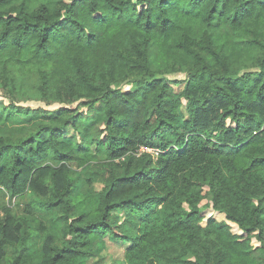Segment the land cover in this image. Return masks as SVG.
<instances>
[{
	"label": "trees",
	"instance_id": "trees-1",
	"mask_svg": "<svg viewBox=\"0 0 264 264\" xmlns=\"http://www.w3.org/2000/svg\"><path fill=\"white\" fill-rule=\"evenodd\" d=\"M0 92V264H264V0H0Z\"/></svg>",
	"mask_w": 264,
	"mask_h": 264
},
{
	"label": "rangeland",
	"instance_id": "rangeland-1",
	"mask_svg": "<svg viewBox=\"0 0 264 264\" xmlns=\"http://www.w3.org/2000/svg\"><path fill=\"white\" fill-rule=\"evenodd\" d=\"M150 61H151V67L153 69L157 68V58H156V46L153 44L150 45ZM131 86H127L126 89ZM6 102V98L2 96V93L0 92V115H4V104ZM25 105H31L32 107H38L39 105H43L38 101H30L28 103H24ZM57 105L54 104L50 108H55ZM23 122L28 123V120H24ZM20 122H15V125H18ZM87 121L83 123V125H86ZM148 150L155 152V148H148ZM92 153L96 152L95 145H92L90 149L88 150ZM104 157L97 155L94 157V159H89L90 161L85 164L84 166H80L78 162L72 161L70 163L71 169L78 175L79 177V186L74 191V195L79 200V208L80 210H89L94 206L95 200L93 193L94 192V186L90 185L88 182V178L92 177L96 181H99V175L105 174L102 173L105 172V169L102 165V160ZM8 198V197H7ZM30 203L29 195L22 194L20 196H17L11 200V207L14 210L16 214H26L28 211V205ZM199 207L201 209H204L206 211L207 217L210 216H218L223 217V214H220L216 211H214L211 207V200L210 198L204 199L202 202H200ZM185 208L190 209L191 206L187 203H185ZM55 216L56 211H44L42 209H36L35 214L31 215L30 217V224L36 228L39 226V223L41 220L45 221L46 224H48L50 227H55ZM207 217L204 218L203 223H207ZM132 229L136 230L137 225L133 224L131 226ZM234 230L237 232H240L237 224L234 223ZM126 249V245L124 243H121L118 240L112 239L109 235H106L102 242L99 244V248L97 252L92 255L85 257L82 260L81 264H94L98 262L99 264H110L111 262L116 261H123L124 259V251Z\"/></svg>",
	"mask_w": 264,
	"mask_h": 264
}]
</instances>
